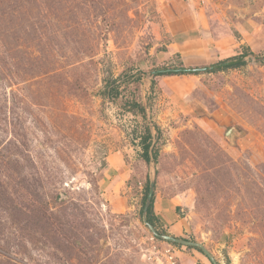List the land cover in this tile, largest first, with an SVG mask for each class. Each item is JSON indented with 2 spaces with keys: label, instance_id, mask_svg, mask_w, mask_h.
Returning a JSON list of instances; mask_svg holds the SVG:
<instances>
[{
  "label": "rangeland",
  "instance_id": "rangeland-1",
  "mask_svg": "<svg viewBox=\"0 0 264 264\" xmlns=\"http://www.w3.org/2000/svg\"><path fill=\"white\" fill-rule=\"evenodd\" d=\"M235 1L0 0V264L191 263L189 246L142 221L151 170L153 209L170 205L180 220L171 231L161 222L167 234L202 243L219 264H264V0ZM248 17L246 54L259 59L193 73L179 101L161 87L168 76H149L244 55L238 45L186 66L168 46L203 24L239 39ZM128 69L142 72L143 103L155 83L145 119L100 94L104 77Z\"/></svg>",
  "mask_w": 264,
  "mask_h": 264
},
{
  "label": "crops",
  "instance_id": "crops-1",
  "mask_svg": "<svg viewBox=\"0 0 264 264\" xmlns=\"http://www.w3.org/2000/svg\"><path fill=\"white\" fill-rule=\"evenodd\" d=\"M234 1V0H233ZM239 2V1H235ZM241 4V8L244 5V1L239 2ZM246 5H248L246 3ZM234 7L236 5L234 4ZM240 6L239 9L241 10ZM235 13V12H234ZM236 17L239 16L240 12H236ZM255 24L251 20V18H243L242 20H238L236 22V29L238 31V38L233 36L230 32H227L223 35L212 36L208 30L205 29L204 24L202 25V30H198V32L190 37L189 39L172 42L170 43L168 53L180 54L181 60L184 65H200V64H209L212 63L213 59H222L231 57V53L233 51L232 47L234 46H245L250 47L251 43L254 41V30L251 31L249 27H254ZM208 31V32H206ZM186 57V59H185ZM185 61H189L188 65ZM193 74H181V78H176V75H160L161 77L168 76V80L166 82H162L161 87L165 90L169 91L172 96L179 101L188 94L192 88L194 87V80L192 77ZM172 79V80H171ZM178 80V84H170L171 81ZM155 203V202H154ZM154 212L156 217L164 224V227L171 231L173 227H176L180 220L174 213V209L171 208L170 205L154 206ZM191 259L192 262L189 264H207V259L204 254L197 251L196 249H191Z\"/></svg>",
  "mask_w": 264,
  "mask_h": 264
},
{
  "label": "trees",
  "instance_id": "trees-1",
  "mask_svg": "<svg viewBox=\"0 0 264 264\" xmlns=\"http://www.w3.org/2000/svg\"><path fill=\"white\" fill-rule=\"evenodd\" d=\"M244 54L251 52L248 47H244ZM239 57V56H236ZM235 57V58H236ZM234 58V57H232ZM229 58V59H232ZM244 62L235 63L230 66H225L223 68H219L218 70L229 68V67H236ZM179 67H182V64L179 63ZM166 74H184V73H165L161 75ZM143 76L142 72L139 70H130L123 71L121 74H119L116 77H112L111 75L106 76L102 80V88L100 90V94L103 98L115 102L118 101V99L121 102V107L126 110L127 112L132 113L133 115L140 116L142 119L147 118V109L151 106V93L153 89V85L155 84L153 80L150 81V93L147 94L145 98V103L142 102L140 98L137 96L138 89L141 85ZM127 93V94H125ZM154 129L156 132L159 133V128L157 125H154ZM159 136V135H157ZM153 138V133L151 131V128L149 126H146L144 128V131L141 136H139V142L142 146V158L147 162L150 163V154H149V148L151 146V139ZM157 148L151 149V157L155 161L157 159ZM148 192V181L145 187V192L142 199V205H141V212L143 210V205L145 202V198ZM153 203H154V192L150 201V204L147 208L146 212V221L151 224L158 233L160 234H167L166 231H164L161 227V221L156 217L154 209H153ZM158 238L157 236H155ZM174 245H177L176 243H173ZM190 249H196L197 251H202L198 248L189 247ZM203 254V253H202Z\"/></svg>",
  "mask_w": 264,
  "mask_h": 264
},
{
  "label": "water",
  "instance_id": "water-1",
  "mask_svg": "<svg viewBox=\"0 0 264 264\" xmlns=\"http://www.w3.org/2000/svg\"><path fill=\"white\" fill-rule=\"evenodd\" d=\"M254 58V59H259V56H252V54H244L238 58H234L232 60H226V61H222L210 66H201V67H166V68H157L152 70L149 73L150 77L153 76H157V75H161V74H165V73H175V72H179V73H188V74H193V73H202V72H207L209 70L212 69H217V68H222L225 66H229V65H233L235 63H239L242 60L246 59V58ZM231 133V129L228 130L227 135ZM151 149H152V145L149 148V154H150V162L152 160L151 157ZM155 171L151 170L149 172V176H148V192L145 198V202L143 205V210H142V221L143 223L148 227V229L151 231V233L154 236H157L158 238L165 240L167 242L170 243H176V244H180V245H184V246H189V247H194V248H198L202 251V253L206 256V258L210 261L211 264H219L216 259L211 255V253L205 248V246L197 241H190V240H186V239H182V238H178L175 236H172L170 234H160L157 232V230L146 221V212H147V208L150 204L153 192H154V186H155Z\"/></svg>",
  "mask_w": 264,
  "mask_h": 264
}]
</instances>
